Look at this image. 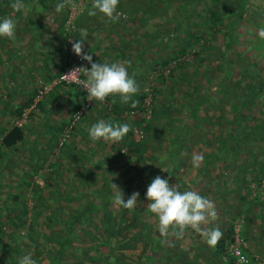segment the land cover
<instances>
[{"label": "trees", "instance_id": "obj_1", "mask_svg": "<svg viewBox=\"0 0 264 264\" xmlns=\"http://www.w3.org/2000/svg\"><path fill=\"white\" fill-rule=\"evenodd\" d=\"M22 2L24 7L16 9L13 7L15 0H0V18L11 17L16 22L14 38L0 37V45L25 40V44L29 46L27 35L32 29L41 28L42 19L46 17L40 13L36 15L34 10L40 8L50 12V9H55L59 0H22ZM29 8L32 11H29ZM88 8L78 16L73 25V36L76 39H79L76 34L78 21ZM117 10L122 12L123 16L117 19L119 25L133 27L141 23V26H144L145 22L149 21L158 27L156 33L147 34L151 49L160 50L163 47L167 49L173 44L166 56L160 59L161 68L165 69L170 63L173 65L168 69L167 77L164 73L156 75L158 87L152 89V93L155 92L156 95H152L151 106L149 105L153 113L152 121L148 122L144 116L147 108L145 107L146 93L136 100L135 107H125L123 103L116 104L113 111L116 119L123 123L124 112L140 110L139 112L143 115L129 119L133 121V124L144 123L145 125V137L141 142L134 141L131 130L112 145L114 154L112 163H119V160L126 159L125 155L120 153V142L132 154H136L139 160V162L133 161V164L126 167L127 171L119 174L127 179L124 181L125 184L117 183V187L123 192L124 199L127 200L133 193L129 187L135 184L136 176L140 179L145 176L155 178L159 175L168 178L170 183L186 164L181 160L182 152L186 149L185 145L191 146L190 142L193 140H195L194 144L199 142L206 146L213 144L204 134L202 136L200 130L203 129L195 125L197 120L218 121L222 126L216 130L217 133L212 139L215 145L217 143L219 150L204 157L200 167L197 168L202 174L200 178L196 177L192 183L189 182L181 189L179 185L178 190L184 191L187 188L194 190L197 187L196 184L199 185L202 181L204 184L201 189L194 191L207 198L217 194L219 198L222 197L221 199L227 202L228 206L230 200L226 197L234 195L232 198L234 205L239 203L240 207L243 204L253 206L254 210L251 213H254V217L251 221L261 222L262 236L260 239L257 236L251 238L247 236V217L249 216L245 210L241 209L234 214L228 213L227 220L223 223L218 224L217 221L220 219L216 218L209 221L211 228L218 226L222 232V237L215 247L210 246L211 249L207 245H202L197 239H193L188 248L187 246L182 248L174 242L166 244L167 236L156 233L149 221L156 216L147 210L148 203L146 206L141 205L140 197L134 208L128 210L112 203L111 188L106 187V191L101 192L93 190L91 157H88V160L85 157L77 161L80 164L78 168L87 172L85 190L77 192L78 185L71 178H66L65 189L59 191L61 199L64 195L68 198L70 194L75 193L74 197L70 196V199L78 201V209L74 208L71 221L65 222V236L57 235L55 232L46 235L41 230L40 219L43 215L46 226H56L54 223L58 220L56 216L58 210L48 213L38 211L39 201L42 200L44 191L34 186V178L38 175L40 168V165H36L45 162L43 158H39L35 160V164L31 163V174L20 184L23 187L11 195L14 204L23 207L22 209L8 208L6 201L0 195V204L6 210L3 216L0 215V261L5 264H18L19 258L28 254L27 251L30 250V253H34L33 259L38 260L37 263L39 260L41 262L46 259L47 264H65V255L73 252L79 255L77 264H234L235 259L227 250L228 246L234 242L237 220L242 221L240 236L246 244L242 251L247 258V264H256L254 255L264 260V251L261 250L264 245V201H260V198L256 196L251 198L253 185H256V188L264 186V145H262L264 143V69L260 67H264V38L251 36L245 39L256 44V48L249 44L250 49L256 52L255 55H248L240 46L244 37L242 30L246 27L256 29L264 27V0H119ZM22 12L28 13L23 26L20 25L25 20ZM29 15L33 17H28ZM61 15L63 17L59 28L63 36L67 12L64 10ZM36 16L40 21L39 25L36 23L38 20L34 19ZM63 41L65 46V40ZM84 52L86 53L85 50ZM188 55L194 58L192 64L183 60ZM4 65L5 63L0 62V85L6 86L7 93L4 95L9 99L14 96V88L12 86L9 88L5 80L12 79L14 72L9 73ZM40 86L31 88L27 97L22 98L18 106H15V103L12 104L10 100L7 104L10 108L9 116L19 119L25 111L30 109L35 104ZM69 87L77 91L76 96L85 99L86 93L82 88ZM176 88L182 91V99H184L182 104L176 98ZM2 92L1 88L0 95L4 96ZM44 103L42 99L38 101L33 113L30 114L33 115L36 110L41 111ZM177 111L183 117L178 121L182 124L179 127H176V120L173 117L174 112ZM67 124L66 122L63 125V129ZM154 132L159 136L157 144L167 139L172 141V151L166 157L167 163H163L155 155L149 158L144 155V152L150 149L151 135ZM201 137L203 139H200ZM24 139V129L13 126L2 138L1 147L16 148L23 144ZM255 141L259 143L256 146H254ZM65 148L69 152V146L66 145ZM246 151L248 158H250L249 155L253 157L250 158L251 160L242 161L240 165L239 156L247 155ZM0 155H2L1 152ZM84 162L87 164L83 165ZM159 162L166 167L160 169L157 165ZM220 162L224 164L223 174L218 175L217 183L213 184L215 177H210L211 171ZM24 164L28 165L29 161H25ZM130 173L131 177L128 175ZM47 179L45 176L42 182ZM224 179L227 181L223 182ZM40 183L38 182L37 185L40 186ZM226 183H231L232 187L223 186ZM210 185L216 186V189L213 187L210 189ZM218 186L221 188L217 189ZM30 188H34L35 194L34 213L32 212L34 219L29 224L27 216L30 209L28 201H25V193ZM21 196L24 197V202H19ZM260 207L263 209L261 212H259ZM48 209L46 205L45 212ZM221 224L223 227L220 226ZM24 227L28 228L27 234L19 236L20 234L16 231ZM192 232L194 233V230ZM40 235L49 238V242L40 243ZM190 236H192L191 232ZM81 237L93 240L94 246L74 247L75 241L79 239H82L81 244L85 242ZM129 241L140 243L138 246H133ZM207 253L208 257H206ZM223 258L226 260L224 261ZM77 259L78 256L74 260Z\"/></svg>", "mask_w": 264, "mask_h": 264}, {"label": "rangeland", "instance_id": "obj_2", "mask_svg": "<svg viewBox=\"0 0 264 264\" xmlns=\"http://www.w3.org/2000/svg\"><path fill=\"white\" fill-rule=\"evenodd\" d=\"M29 11H32V10L29 8ZM62 11L64 13V9H62ZM119 13H120L119 17L123 18L121 14L122 12L119 11ZM22 14L25 16V20L20 24L21 26L24 25V22L27 19L28 13L22 12ZM28 17H30V15ZM42 25L44 26L45 24L42 23ZM124 27L127 28V30L125 31L122 28L123 29L122 32L118 34L120 38L119 40H116V43L118 46H116L117 47L115 49L116 51L114 50V52H116L118 56H120L121 58L119 59L117 58L113 62H122L124 66L127 68L129 74L134 77L137 83L138 89H139L138 92L132 97V100L136 102V100H138L139 97L142 96L143 93H146V91L148 92L150 91L149 93H151L152 95H156L155 92H153L154 94L152 93V89L153 88L156 89L158 87V81L156 80V75L158 73H161V74L164 73L165 77L169 75L167 74L166 71L173 65V63H170V65H168L169 67L166 66V68L164 69L160 67L162 64V61L160 59L166 56V53H168V50H171L170 47L173 44L171 46L169 45L170 47H168L167 49L164 47L160 50L151 49L150 42L147 39V34L156 33L157 28H158L153 24V22H149V21L145 22L144 26L143 25L141 26V23L140 25L139 23H137L133 25V27L131 25L124 26ZM241 32L244 35L242 43H240L242 50L246 51L248 55H255L256 52L253 49H250L249 44L253 45L255 48H256V44L253 42H250L249 40L245 41V39L250 38L251 36L252 37L258 36V29L246 27ZM4 46H5V43H2V45H0V50L4 49ZM257 51L260 52V50H257ZM0 53L2 54L3 50L0 51ZM183 60L191 64L194 62V58L190 55L186 56L185 59ZM260 67L264 69L263 66H260ZM161 69H164V70H161ZM4 86L5 85H0V89L2 88L3 90L2 92L3 95L4 93H7L6 86H5V92H4ZM34 86L37 87V85H28L26 86V88L31 89ZM59 89L61 90H59L58 92L56 90L54 95H51L50 93H48L47 95L44 96V98H42V101L44 100L45 103L41 111L37 113L35 112L33 115H31L30 113H33L32 112L33 109L30 108L27 110L29 114H28L27 119L25 120V123L23 124V126L28 127L24 129H29V132H27V136H26L27 140L26 142L24 141L23 152L21 154V157L18 156V153H17L16 156L11 161H8V160L4 161L5 164H3V167L0 168V170L3 172V175H0V185H1L0 195L3 197V200L6 201L5 204H7L8 208L20 207L22 209L23 207L18 206L17 204L16 205L14 204V201L12 200L11 195L13 193H16L19 189L23 187V185L21 186L20 184L22 183L24 178L28 177L29 174H31L30 173L32 171V169L30 168L31 163L35 164L36 163L35 160L39 158L46 159L43 164L38 163L36 165V166L40 165V168L37 172L38 175L34 178L35 179L34 186L39 188V190L44 191L42 200L39 201L40 204H39L38 211L42 213H48L52 210H58L57 215H56L58 216V220L54 223L56 226L54 225L46 226L47 223H46L45 216L43 217L42 215L40 219V223L42 226L41 230L46 235H50L51 233L54 234L55 232V234L57 235L65 236V233H64L65 226L64 225H66L67 222L69 223L71 221L72 216H73V211H75L74 208L77 207L78 209V206H77L78 201L74 199H70V196L74 197L75 193H73V195L70 194L68 198H65L66 195H64L63 199L65 200L61 199V196H60L61 192L59 191H63L65 189V183L67 180L66 178H69V179L71 178L72 181L78 185L79 188L76 190L77 192H81L85 190L84 185H85V179L87 177V172L86 170H81L78 168L80 164H78L79 162L77 163V161L85 157H87L86 160H88V157L92 158L93 166H91V173H92L91 177L93 178L92 180L93 182H91L92 184L91 187L93 188V190L101 192V191H106V187L111 188V181L117 186H118L117 183L120 184V182L122 184L123 183L125 184L124 181L127 179H125V176H119V174L121 172L127 171L126 167L130 166L131 163L133 164V161L139 162V160L137 159L138 156L136 154H132L128 150V148H126V146H123L122 143L120 142L119 144L120 149H121L120 153L125 155L126 159L124 161L119 160L120 161L119 163H112V158L114 155L112 151V145L114 142L106 141L103 139L93 142L88 137V132H87L88 128L93 123H95L97 120L103 119L106 122H111L114 124L120 123L116 119L115 115L113 114L115 105L116 104L122 105V102L120 101L118 96L107 97L106 105L99 101H94V100L90 102V105L87 109L86 114L84 115L82 121L78 123L76 128L73 130L72 137L66 144L69 146L70 152L74 150L73 154L71 153L70 156H67V153H66L67 149L63 148L59 152V155L57 156L56 155L57 148H54L55 149V150L53 149L54 152L51 151V154L47 156L48 150H43L42 148L39 149L40 146L38 147L37 143L34 142L32 139L35 134V126L37 127V125L40 124L41 118L44 119V121L41 123L44 126L47 124L48 126L52 125L53 127L54 126L60 127L61 124H64L66 122L68 123L71 120V116L75 112V109H77V107L79 109L81 106L86 104V97L84 99L83 97L76 96L70 99V96L68 97L67 92H66L67 96L65 97L64 90L66 91V89H62V88H59ZM176 89H177V92L175 94L176 98L179 101V103L182 104L184 101V99H182V91L180 88H176ZM21 99L22 98H20L19 96H12V98L8 99L7 97L5 98V95L4 96L0 95V129L1 128L3 129L11 128V126L12 127L18 126V120H20V118L15 119L9 116L8 111L10 110V108L7 107V104L11 100L12 104L15 103V106H18ZM149 103H150V99H149ZM123 104L125 107L132 106L131 101H129L128 103H123ZM145 107L148 108L147 105H145ZM145 107L143 106V108ZM147 108H146L144 116L146 117L145 119L149 122V121H152L153 119V116H152L153 113H151L150 107L148 109ZM139 111L140 110L136 111L137 113L135 117L137 118L141 116L142 114L140 113L141 111L140 112ZM123 114H124L123 123H129L132 125L130 128V131L132 130L131 131L132 138L134 139L136 143L141 142L145 137L144 123H139V125L135 123L133 124L132 123L133 121H130V119L126 117L128 112L126 111ZM174 115L175 116L173 117H174V120H176L175 121L176 127L182 126L181 123H178L180 118H183L181 113L177 111V112H174ZM195 125L203 129V130H200L202 136L204 134L206 139H209V141H212L213 144L211 146H206V144L200 143V142L197 144H194L195 140H193L190 142L192 144L191 146L185 145L186 149L182 152L181 160H183L186 164L184 168L181 170V172L177 173V176L175 177L176 179L172 178L170 182V184H175L177 189H179L180 187L179 185H181L180 187L181 189L185 187L186 184L188 185L189 182L192 183V181L196 177L200 178V175H202L200 174L197 168L192 167L191 156L193 154H202L205 157L207 155L214 154L216 151L219 150L217 143L215 145L212 137L215 135V133H217L216 130L220 129L222 125L219 124L218 121H211L210 119L205 120V121L197 120ZM45 133L46 131L42 133L43 137L45 136ZM61 134L62 132H60V135L58 138L61 137ZM151 136H152V141H150V149L144 152L145 157L149 158L151 157V155H155L156 158L158 157L160 159V161H163V163H167L166 157L168 154L170 155V152L172 151V141L170 139H167L166 141H162L160 142V144H157L159 142V136H157L156 132H154ZM200 139H203V138L201 137ZM78 141L79 143H77ZM96 143L97 145H95ZM257 143L255 141L254 146H256ZM74 145H76L78 148L77 149L72 148ZM262 145H264V143H262ZM254 154L256 155L257 153H254ZM242 155L243 156L242 157L239 156V159H238L240 162V165H242L241 164L242 161L251 160L253 157V155H249L251 159L248 158V153L247 155L245 154H242ZM23 157L24 159L25 158L28 159L29 161L28 165L24 164ZM163 163H160V162L157 163L160 169L166 167V165H164ZM86 164L87 163L84 162L83 165H86ZM222 168H224V164L220 162L217 164L216 168L212 169L210 177H215V182L213 184L217 183L216 178L218 177V175L223 174ZM9 170L11 172L8 173ZM128 175L129 177H131V173ZM225 175H226L225 177H227V174ZM45 176L48 179L45 182H42ZM152 179H153L152 177H146V176L139 179V176L138 177L136 176L135 184L129 187V190H131L133 193L134 192L139 193V197L141 199L140 202H141V205L143 206H146V204L148 203V201L145 199V192ZM226 181L227 179L223 180V182H226ZM38 182H41L43 184L41 185L40 183V186H38L37 185ZM203 184L204 183L202 181L199 183V185L196 184L197 187L194 190L201 189ZM227 185H229V187H232L231 183H226L225 185L223 184V186L225 187ZM255 186L256 185H253L252 187L251 198L256 196L260 198V201H264V186L261 188H256ZM191 187L194 188L193 186ZM209 187L210 189L211 187L216 189V186L214 185H210ZM219 187L220 186H218L217 189H219ZM25 194H26L25 201L26 202L28 201L27 204H29V209H30V212L27 216L28 217L27 222L30 224L32 220L34 219L33 218V213H34L33 198L35 194L34 188H30L28 191H26ZM218 198L219 196L217 194L216 195L212 194L208 197V199L212 201L216 209V212H217L216 219H220L217 221L218 224H220V222L223 223L224 221L227 220L228 213L232 212L234 214L240 211L241 209L242 211L245 210L249 216L247 217L248 218L247 236L249 238H251L252 236H257L260 239L263 233V227L261 225V222L255 221V220L251 221V219L254 217L253 216L254 213L253 214L251 213V211L254 210L253 206L249 204H245V205L243 204V206L240 207L241 205L239 203L234 205L235 202L232 200V198H234V195H229L226 197L228 198V200H230L229 206L227 202L221 199L222 197L219 199ZM22 201L24 202V197L21 196V199L19 200V202H22ZM46 205L49 208L47 212H45L44 210V207H46ZM261 211H263V209L260 207L259 212ZM5 212H6L5 208L3 209V207L0 204V215L3 216ZM149 221L153 225V228L156 231V233H158L161 236L160 232L158 231V217H152L149 219ZM89 226H92V225H89ZM220 226L223 227V224H221ZM202 227L211 229L209 223L206 225H202ZM13 229L15 230V228ZM27 229H28L27 227L19 228L16 232L20 234L19 236L21 235L23 236L27 234ZM176 231L177 230L170 229L169 233L167 235H164V236H167L166 241H165L166 244H171L172 242H174V243H177L182 248L185 246H187L188 248V245L191 243V241H193V239L194 240L197 239V241L201 242L202 245L209 246L206 243L205 238H203L198 232L194 231L193 233L192 229L190 228H186L182 236H178L176 234ZM190 232L192 233V236H190ZM81 240L82 239L75 241L74 247L80 246V248H84V247L87 248V247L94 246L93 244H95L93 240H90L87 238L86 239L83 238L85 242L81 244ZM39 241L40 243H43V242L48 243L49 238H46L45 236L40 235ZM130 243L133 246H138L140 242L139 243L130 242ZM261 250L264 251V245L262 246ZM27 252L30 253V250H28ZM191 253L193 254L192 251ZM30 254L34 258V253H30ZM77 256H78V259L74 260L75 258H77ZM208 256L209 254L207 253L206 257ZM64 259H65V264L79 263L78 262L79 255H77L76 252H73L71 254L67 253ZM254 259H255L256 264L264 263V260H262L261 257L258 255H254ZM223 260L225 261L226 259L223 258ZM36 261L38 260L36 259ZM0 264H5V263L0 261ZM37 264H47V260L43 259L41 262L39 260Z\"/></svg>", "mask_w": 264, "mask_h": 264}, {"label": "clouds", "instance_id": "obj_3", "mask_svg": "<svg viewBox=\"0 0 264 264\" xmlns=\"http://www.w3.org/2000/svg\"><path fill=\"white\" fill-rule=\"evenodd\" d=\"M66 2L67 0H59L55 5V12L60 13ZM118 3L119 0H93L88 15H95L99 12L109 20H116L120 16L117 10ZM13 7L20 9L24 7V4L22 0H15ZM80 31L79 39L72 41V50L77 56L87 61L90 68H75L67 76L73 73L84 74L86 78L80 83L86 90L90 101L103 102L109 96H118L122 103L131 101L132 106L135 107L136 102L132 100V97L139 89L134 77L129 74L122 62H94L92 55L83 52L87 33L84 29ZM15 32L16 22L13 18H0V37L13 39ZM258 36L264 38V27L258 29ZM130 127L129 123L114 124L100 119L93 123L87 132L93 142L101 139L118 142L128 134ZM203 160L202 154H193L191 156L192 167L199 168ZM111 189V201L114 205L128 210L134 208L139 193L134 192L125 200L122 190L112 181ZM145 199L148 201L147 210L158 217V231L162 236L167 235L170 229L177 230L176 234L182 236L185 229L190 228L205 238L206 243L211 247H215L222 237L218 226L211 229L202 227L210 220H215L217 212L212 201L194 190L180 191L175 184L169 183L168 178L157 175L149 183ZM241 259L243 260V257ZM18 264H37V261L28 253L19 258Z\"/></svg>", "mask_w": 264, "mask_h": 264}, {"label": "crops", "instance_id": "obj_4", "mask_svg": "<svg viewBox=\"0 0 264 264\" xmlns=\"http://www.w3.org/2000/svg\"><path fill=\"white\" fill-rule=\"evenodd\" d=\"M89 9L90 8H88L87 11L80 17L76 32L78 38L81 35V29H84L87 33V38L84 42V50L86 53L93 56L94 62L111 63L117 58H121L116 52H114L117 48L116 46H118L116 40H119L120 38L118 34L122 32L123 29L126 31L127 28H125L123 24L119 25L117 19L109 20L99 12L90 16L88 15ZM50 10V12L48 10L43 11L40 8L34 10L36 15L40 13L41 15L46 16V18L43 17L42 21H44L41 22V24H45L44 26L42 25L41 28L38 27L36 29H32V31L27 35L29 46L25 44V40L22 42L15 41L13 44H5L4 49L0 50H3V53H0V62L5 63L4 68L9 70V73L12 74V72H14L12 79L9 81L5 80V82L8 83L7 85H9V88L11 86L14 88V96L26 98L30 91V89L26 88V86L37 85L38 88L41 84H50L54 82L64 70L66 63V49L63 41L64 37L60 33L61 28H59L63 17L61 15L62 11L60 13H56L55 9ZM34 19L38 20L37 16ZM38 22L40 23L39 20L36 21V23ZM85 66L90 68L88 62ZM59 88L66 89V91L64 90L65 97L67 96V92L70 99L76 97L77 95V91L69 86H56L50 94L54 95L56 90L57 92L61 90ZM35 112L37 113L38 111L36 110ZM40 121V124H38L37 127L35 126V134L32 140L37 143L38 147L40 146L39 149L42 148L43 150H48V156L51 154V151L54 152V148H57L59 142L58 137L60 132L63 131V125H65V123L61 124L60 127H53L52 125L48 126L47 124L45 126L42 125L41 123L44 121L43 118H41ZM11 128L0 129V152L2 154L0 155V168L3 167V164H5L4 161H11L17 153L18 156L21 157L23 152L24 142L13 149H3V147H1L2 138ZM24 128L28 127L22 126V129ZM24 131V141L26 142V136L29 129H24ZM45 131L46 133L43 137L42 133ZM77 143H79V141ZM95 145H97V143ZM72 148L77 149L78 147L74 145ZM66 152L68 151L66 150ZM71 153L73 154L74 150L71 152L69 151L67 156H70ZM27 160V158L24 159L23 157L24 162ZM9 172L11 171L9 170L8 173ZM0 175H3L1 170Z\"/></svg>", "mask_w": 264, "mask_h": 264}, {"label": "built area", "instance_id": "obj_5", "mask_svg": "<svg viewBox=\"0 0 264 264\" xmlns=\"http://www.w3.org/2000/svg\"><path fill=\"white\" fill-rule=\"evenodd\" d=\"M93 0H67L66 5L64 7V10L67 12V16L64 22V33L63 37L65 40V47L67 50V58H66V63L64 70L61 74V76L56 79L54 82L50 84H41L39 91H38V96L35 100V104L40 101L42 98H44L45 95L50 93L54 87L56 86H76L79 88H82V90L86 93V104L81 106L78 110H76L72 116L71 120L68 122V124L65 126L64 130L62 131L61 137L59 138L58 146H57V151L56 155H59V152L65 147L67 142L71 139L73 130L76 128L78 123H80L84 117V115L87 112V109L90 105V100L89 97L87 96V92L80 83L81 80L85 79L86 77L84 76L83 73H73L71 76L69 75L73 69L78 68V67H85L86 61L83 60L81 57L77 56L73 50H72V41L76 40V38L73 36V25L75 24L76 19L78 16L81 15V13L87 8V7H92ZM84 52V50H83ZM85 53V52H84ZM167 74L169 71H166ZM150 92V91H149ZM146 91L147 97L145 99L146 105L149 107V99L151 101L152 99V94ZM103 104H107L106 99L101 102ZM35 104L31 107L32 109L35 107ZM136 111H131V113H128L126 115L127 118L134 117L136 116ZM29 112L25 111L20 120H18V126L22 127L23 124L25 123V120L28 117ZM124 116V115H123ZM122 116V117H123ZM241 220H237L235 222V234H234V242L231 243L228 246L227 252L234 257L235 262L234 264H247V258L244 255L242 249L246 246V244L242 241L241 236H240V231H241ZM243 257V260L241 259ZM264 264V263H263Z\"/></svg>", "mask_w": 264, "mask_h": 264}]
</instances>
